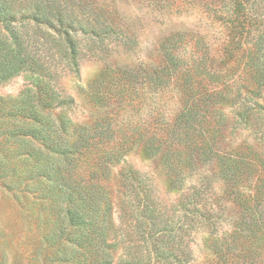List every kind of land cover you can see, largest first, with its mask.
Masks as SVG:
<instances>
[{"label":"trees","instance_id":"obj_1","mask_svg":"<svg viewBox=\"0 0 264 264\" xmlns=\"http://www.w3.org/2000/svg\"><path fill=\"white\" fill-rule=\"evenodd\" d=\"M151 3L178 15L200 10L202 19L220 22L228 34L226 57L211 54L205 35L189 52L197 36L177 33L164 42L158 66H106L87 91L98 114L75 123L63 112L71 98L50 84L55 57L79 74L77 35L134 46L137 30L123 23L121 9L104 8L117 0H0V83L27 70L46 80L14 98L0 95V185L28 230L39 234L34 264H191L198 220L214 229L220 220L210 179L173 204L161 201L131 166L114 186L112 167L135 146L160 159L175 190L189 174L213 167L239 217L225 239H211L212 264H264L263 187L245 193L248 185L264 184V158L245 143L224 146L225 108L237 106L245 87L236 85V71L247 49L262 55L249 57L251 67L264 59V0Z\"/></svg>","mask_w":264,"mask_h":264},{"label":"rangeland","instance_id":"obj_2","mask_svg":"<svg viewBox=\"0 0 264 264\" xmlns=\"http://www.w3.org/2000/svg\"><path fill=\"white\" fill-rule=\"evenodd\" d=\"M111 1V0H108ZM118 5L104 8L113 12V8L121 9L125 16L123 23L138 32V43L128 46L115 38L103 39L100 42L91 34L76 36L78 42L79 74L74 73L71 67L56 56L53 63L55 79L50 83L56 87L61 97L71 98L70 106L63 110L64 114L75 123L89 122L99 112L87 96L89 84L103 71L106 66L134 67L143 65L146 67L158 66L164 59L163 44L177 33L194 34L193 40L188 44L189 52H194L195 41L205 35L211 54L216 58L226 57V45L229 42L228 34L220 22L208 20L200 10L186 11L181 15L175 13V9L161 6H153L151 0H117ZM191 11V12H190ZM206 16V15H205ZM98 29V26H95ZM170 37V38H169ZM201 45L198 44V47ZM247 49V48H246ZM200 54V53H198ZM243 54V53H242ZM240 55V58L242 56ZM254 54V55H250ZM262 56L255 53V48L247 49L240 67L236 71V85H245L242 88V97L237 101V106L225 108L229 121L226 125L224 146H236L242 143L254 148L264 158V59L254 66L247 64L249 57ZM263 74L262 76H259ZM251 75H256L262 81L259 86ZM36 82L43 84L45 79H38L27 70L12 79L0 83V95L17 97L27 86H37ZM241 87V86H240ZM259 92V93H256ZM244 103V104H243ZM256 103V104H255ZM257 105V106H256ZM258 105L263 109L259 110ZM178 105L170 104L169 114L174 113ZM63 109V108H62ZM58 108V110H62ZM244 113L245 118H239L237 112ZM264 112V111H263ZM262 114L261 116H259ZM259 119H256L258 118ZM248 119L249 121L247 122ZM243 121V122H242ZM131 166L141 172L151 186L157 197L165 204L175 203L182 193L188 192L208 177L211 182L213 200L218 205L217 212L220 217L217 228L214 229L208 223L198 220L194 228L192 241L191 264H212L214 259V237L225 239L235 229V221L239 217L238 209L228 201L225 194V183L214 175V169L204 166L189 174L183 179L178 189H172L168 184L167 170L159 158H147L135 146L128 152L124 161L112 167V184L116 186L117 179L123 168ZM264 167V166H263ZM264 179V177H262ZM261 179V181H263ZM206 183V182H205ZM259 194L260 208L264 211V184L253 183L245 187V193H255L257 188H262ZM4 192L0 185V264H34L33 251L36 241L39 242V234L28 230V221L22 218L23 214L14 204L11 196ZM213 246V247H212ZM212 247V248H210ZM116 264V263H114Z\"/></svg>","mask_w":264,"mask_h":264}]
</instances>
